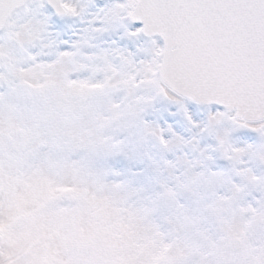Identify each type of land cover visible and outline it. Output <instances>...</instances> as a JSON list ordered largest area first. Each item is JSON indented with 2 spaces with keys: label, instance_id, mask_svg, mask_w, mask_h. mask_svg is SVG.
Returning <instances> with one entry per match:
<instances>
[{
  "label": "rangeland",
  "instance_id": "obj_1",
  "mask_svg": "<svg viewBox=\"0 0 264 264\" xmlns=\"http://www.w3.org/2000/svg\"><path fill=\"white\" fill-rule=\"evenodd\" d=\"M87 4L66 8L85 17ZM105 4L101 28L87 15L55 59L38 31L0 40V264H264V127L235 142L246 127L222 111L165 140L153 101L172 96L155 66L124 58L95 69L100 83L74 81L94 62L76 51L128 17ZM39 141L69 158L19 183L14 158ZM111 168L123 174L113 182Z\"/></svg>",
  "mask_w": 264,
  "mask_h": 264
},
{
  "label": "snow or ice",
  "instance_id": "obj_2",
  "mask_svg": "<svg viewBox=\"0 0 264 264\" xmlns=\"http://www.w3.org/2000/svg\"><path fill=\"white\" fill-rule=\"evenodd\" d=\"M67 0H42L38 8L28 0H0V24L7 17L11 31H38L41 36H58L61 52L72 50L82 20L65 7ZM130 15L122 27L104 41L123 50L137 65L155 66L158 79L169 95L183 94L184 106L162 105L157 122L161 136L187 139V130L224 110L236 75L243 70L246 51L239 46L240 33L232 17L250 14L260 23V49L264 50V0H119ZM106 7L104 0H91L89 22L100 29L96 13ZM92 10H95L93 12ZM221 17L222 29L217 28ZM247 20L246 16L241 21ZM251 31L255 32V28ZM253 52L255 49L252 50ZM264 62V61H262ZM207 105V113L202 110ZM250 128L240 129L238 139L251 145Z\"/></svg>",
  "mask_w": 264,
  "mask_h": 264
},
{
  "label": "bare ground",
  "instance_id": "obj_3",
  "mask_svg": "<svg viewBox=\"0 0 264 264\" xmlns=\"http://www.w3.org/2000/svg\"><path fill=\"white\" fill-rule=\"evenodd\" d=\"M83 1H85V0H67V3L65 5L69 9H71V8H74L75 6L80 5ZM40 2H41V0H34L33 2H31V4L36 6ZM111 4H114V3H111ZM105 5H108V4H105ZM92 11L95 12V10H92ZM87 14H89V12H87ZM87 19H88L87 17L82 19L83 23H80L78 21L77 27L79 29H84L85 28L84 22L87 21ZM122 22L123 21H121V26L123 25ZM10 28H11V26L9 25L7 32L0 38V40L7 33L10 32ZM72 39H73V41L75 40V38H72ZM106 39H108V38L102 37V38L95 39L94 43H96V44H92V45L88 46V49L92 50L91 52L88 51V49L87 50L85 49L83 52L82 51L80 52L79 50L76 51L77 56L93 53V55H94L93 61L94 62L92 65L93 68L91 70H89L85 75H83V74L77 75V77L75 78L74 81H77V82H84V81L89 82V81H91L92 83H95V82L100 83L99 75H98V73L95 72L96 68L100 67L101 65H103L105 63H110L111 61H115V62L121 61V66H124L125 65L124 58H128L129 61L132 60V57L129 54H127L126 52H124L123 50H117L114 47H110L107 44H105L104 41ZM48 42L51 43L52 47L48 53H44L42 58L47 59L50 57H52V58L54 57L53 59H55L58 54L62 53L60 51V49L58 50V48H57L61 44V41H60L58 36H41L40 35L38 43L44 44V43H48ZM38 43H34V44H38ZM42 62L45 63L46 61L42 60ZM163 94H165V96H167V98H169L168 96H172L173 98H169V100H167V101L162 100V99H156L155 101H153V104L155 103L154 108L152 109L153 112L157 113V111L160 109V107L162 105H166V102H167V104H169V103L176 104L178 107L180 105H182L181 103H176V102H180L181 100H183L182 98H180L181 97L180 95H178V94L175 96L169 95L167 91H165ZM240 122H242V119H240V120L238 119V123H240ZM246 122H247V127L253 128V129L264 126V119L257 120V121H246ZM188 130H190V129H188ZM39 133L43 138H45V137H48L47 136L48 134L49 135L51 134V129H45L44 128ZM38 137H39V134H38ZM235 142L243 143L239 139H236ZM28 147L29 146L24 148V152L21 155H19L17 157V159L14 158L15 162H17V167H18V168H16L15 178L17 181H19V183H22V182L28 180L29 173L31 170L33 172V170L40 169V170L45 171L47 174H49V171H51V170H49L47 168L49 170V171H47L46 167L44 166L45 162L49 163L48 164L49 166L54 167L53 164H55L56 158L62 157V154H63L64 159L69 158L68 157L69 156V150L64 149V146H62L63 148H61V150H59V151L57 149V146L53 147L54 149L49 150V149H47V147H45V145L42 142L39 141V142H36L33 146H31L29 148ZM197 147H198V145H197ZM200 149L203 150L204 147H200ZM61 151H62V153H61ZM263 174H264V170H262L260 175H263ZM122 175L123 174L121 173L119 168H111V176L107 180L109 182H113L114 179H116ZM47 176L48 177H46V178L51 177L50 175H47ZM140 183H141V179L139 180V184ZM246 198H247V200L244 199V201H243L244 203L251 202L252 199L254 198L253 191L250 192L248 195H246ZM139 199L140 198H137V197L134 198L133 203L136 204L137 201H140Z\"/></svg>",
  "mask_w": 264,
  "mask_h": 264
},
{
  "label": "water",
  "instance_id": "obj_4",
  "mask_svg": "<svg viewBox=\"0 0 264 264\" xmlns=\"http://www.w3.org/2000/svg\"><path fill=\"white\" fill-rule=\"evenodd\" d=\"M16 9H9L0 28L7 22V17ZM246 16L247 20L241 21V17ZM217 28L222 29L221 17H218ZM234 22H238L237 27L240 33L239 46L247 53L244 56V67L235 77L232 90L228 93L229 102L225 107L236 109V114L241 117L254 118L264 116V50L260 49V39L262 29L260 23L248 13L237 12L232 17ZM5 22V23H4ZM255 28V32L251 31ZM255 49L253 52L252 50ZM260 114V115H259Z\"/></svg>",
  "mask_w": 264,
  "mask_h": 264
}]
</instances>
